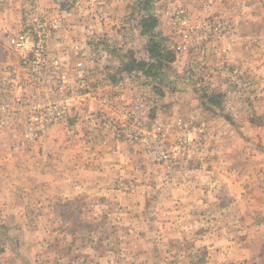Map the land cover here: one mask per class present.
<instances>
[{
  "label": "rangeland",
  "instance_id": "1",
  "mask_svg": "<svg viewBox=\"0 0 264 264\" xmlns=\"http://www.w3.org/2000/svg\"><path fill=\"white\" fill-rule=\"evenodd\" d=\"M107 3L24 0L23 12L70 10V34L89 48L51 51L66 48L70 65L85 59L99 90L90 104L102 112L71 111L74 130L56 125L35 144L0 142V264H264V0ZM179 8L191 26L209 19L231 29L197 34L195 51L177 53L164 36L178 37ZM152 12L176 53L160 79L124 68L132 58L151 63L149 37L134 23ZM20 22L0 42V65L16 62L9 37ZM239 23L250 53L217 62ZM213 93L220 105L203 97Z\"/></svg>",
  "mask_w": 264,
  "mask_h": 264
},
{
  "label": "built area",
  "instance_id": "2",
  "mask_svg": "<svg viewBox=\"0 0 264 264\" xmlns=\"http://www.w3.org/2000/svg\"><path fill=\"white\" fill-rule=\"evenodd\" d=\"M68 12L61 4L54 10L31 4L24 9L18 33L9 37L16 62L0 65V142L16 140L24 145L35 144L48 137L56 125L64 124L69 131L74 130L69 123L71 111L87 107L86 119L102 112L100 104H90L99 90L90 86L85 59L78 58L70 65L66 48L56 54L51 51L53 45H68L77 53L89 48L86 37L78 39L70 34L74 26L68 22ZM173 16L172 24L182 40L172 46L177 53L195 51L193 37L197 34L201 35L198 41H206L220 38L231 29L228 22L215 23L209 19L191 26L192 16L186 8L175 9ZM148 61L154 59L148 58ZM221 70L227 71L224 66ZM98 97L104 101L103 94ZM15 123L23 125L22 133L17 134Z\"/></svg>",
  "mask_w": 264,
  "mask_h": 264
},
{
  "label": "crops",
  "instance_id": "3",
  "mask_svg": "<svg viewBox=\"0 0 264 264\" xmlns=\"http://www.w3.org/2000/svg\"><path fill=\"white\" fill-rule=\"evenodd\" d=\"M101 1L105 4V7H107L108 5L107 0L105 1L101 0ZM23 3H24V0H0V42H2V44L3 42L7 44L8 42L7 35L9 34V32L16 31L18 29L17 23L20 22L21 20V16L23 12L21 9H22ZM27 4H28V1L25 3V6ZM117 9L119 10L118 13H122V14L126 13V10L123 7L118 6ZM151 15L158 17L159 24H160L161 18L159 17V15H157V13L155 12H152ZM108 21H110V19L106 18L104 21V23L106 24L105 27L108 26L109 24ZM134 25L137 26V32L139 34H142L143 28H142V25L140 24V21H137V23H134ZM242 26H243V23L241 24L239 23L237 34L236 35L233 34L232 36L226 39H223L222 46H221L222 48H220L219 51L216 50L217 55H218L216 56L218 57L217 62L218 61H221L220 63L229 62V61H235V62L241 61L242 62L243 60H245V56L250 53L246 45L247 44L246 39L241 38V32L245 31L243 30ZM164 27L165 26L163 27L159 26V31L162 32L165 29ZM103 29L104 27H102V31ZM168 32H169L168 30H165V34H167ZM164 37H166V40L169 41L171 48L172 46L174 47V45L177 44L176 42L182 41L179 36L178 37L171 36V39H169L168 36L166 35ZM146 42L148 44V40H146ZM5 44H3V46ZM147 44L145 45L146 46L145 48H147ZM1 50L2 49L0 47V60H4L6 59V56L2 53ZM177 59L179 60L180 57H178Z\"/></svg>",
  "mask_w": 264,
  "mask_h": 264
},
{
  "label": "trees",
  "instance_id": "4",
  "mask_svg": "<svg viewBox=\"0 0 264 264\" xmlns=\"http://www.w3.org/2000/svg\"><path fill=\"white\" fill-rule=\"evenodd\" d=\"M158 22V17L151 14L144 16L141 20L143 34L149 37L147 46L154 61L146 63L132 58L125 63V69L132 70L137 67L143 69L146 74L160 79L164 69L168 68L170 64L176 60L175 51L164 46L163 41L156 30ZM203 97L208 98L209 103L211 104L220 105L222 94H205Z\"/></svg>",
  "mask_w": 264,
  "mask_h": 264
}]
</instances>
